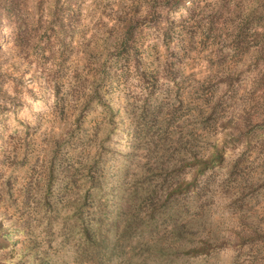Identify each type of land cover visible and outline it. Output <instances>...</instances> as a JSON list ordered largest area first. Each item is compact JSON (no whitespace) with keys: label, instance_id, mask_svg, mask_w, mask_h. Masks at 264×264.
<instances>
[{"label":"trees","instance_id":"obj_1","mask_svg":"<svg viewBox=\"0 0 264 264\" xmlns=\"http://www.w3.org/2000/svg\"><path fill=\"white\" fill-rule=\"evenodd\" d=\"M189 2L192 7H188ZM230 2L210 0L203 9L197 10L198 0H152L153 9H143L149 15L141 25L139 21L128 22V13L113 17L108 11L111 5L105 4L101 9L98 0H92L91 4L89 0H0V145L3 146L5 136L13 138L17 135L23 125L22 130L26 133L22 136L24 139L20 148L30 152L28 147L37 145L38 160L48 156L49 162L42 166L30 165L32 169L26 171L27 174L41 172L35 182V193L19 190V198H13L15 193L10 183L11 176L8 175L0 198H4L5 202L10 201L11 206L24 204L25 209L36 205L37 209L34 210H38L37 215L39 212H43L44 216L48 212L55 213L50 220V230L52 221L59 216L57 206L71 190L80 186V194L85 199L78 210V226L86 239L73 244L78 233L66 226L62 233L65 237L62 247L71 246L73 256L61 264H132L131 258L126 259L131 241L136 234H143L144 230L156 240L159 253L168 257L169 264H209L210 260L219 256L222 246L207 240L203 241L202 247L176 250L171 246L164 247L168 243V235H162L161 231H166L169 224L174 226L171 235L175 240L182 242V245H195V238L206 230V221L181 223L183 216L189 213L190 202L183 195L169 194L177 190L172 187V172L163 164L147 179L150 195L137 204L126 184L128 161L134 154H125L121 150L125 137H131L134 133L124 125L121 117L120 131L114 135L111 117L104 115V106H93L85 97L90 98L95 94V88L91 85L95 83L97 75H104L105 80L110 81L109 60L114 64L119 62L129 49L135 51L137 57L141 56L145 64L159 61L174 79L187 72L191 77L206 80L210 67L220 70L227 66L239 70L233 77L235 83H239L247 72L253 83L259 77L264 86V77H260L259 73L252 74L253 67L258 69L264 60V51L261 54L253 52L259 37L252 39V24L247 22L232 38L223 11ZM49 4L51 7L46 8ZM197 17L200 19L197 20ZM256 23H264V17L257 19ZM90 31L92 37L87 39L86 34ZM98 34H102L99 39ZM226 48L233 51L225 52ZM200 52L206 54L204 59L211 60L204 66L207 73L203 78L200 61L196 62ZM77 57L88 60L86 65H79ZM29 58L42 65L36 71L40 75L32 71L30 76L33 81L36 78L39 80L36 87L25 85L23 81V77L31 72L30 66L27 67L31 63ZM140 63L138 59L137 64ZM194 65L201 66L199 73L193 70ZM45 70L52 78L45 74ZM15 72L20 76H12ZM7 80L13 81L10 88L5 84ZM156 80L152 76L154 89L158 87ZM49 91L57 99L52 108L48 106ZM31 101L34 106L30 105ZM89 109L88 118L81 123L84 112ZM24 111L34 120V125L16 124L23 121ZM160 115L159 106L146 107L142 115V128L135 135L150 134L158 124ZM9 121L13 124L7 125ZM38 128L44 132L31 133ZM38 134L41 137L34 140H38V143H29L28 136ZM260 137H264V129L256 130L252 139ZM50 140L52 143L48 146ZM109 140H115L114 146L105 149L102 159L95 165ZM65 147L67 151L62 154L61 150ZM43 151L45 153L41 155ZM46 151L52 154L50 159ZM17 154L20 155L19 152ZM84 157H89L90 163L82 172L79 166ZM20 161L25 165L29 159L24 154ZM220 163L223 164L222 157ZM209 179L211 177L203 179L205 186ZM52 180L56 185L55 193L49 189ZM90 183L92 187L87 193L83 186ZM153 183L156 188H151ZM137 208L146 213L147 226L135 214ZM29 230L30 222L22 225L19 221L0 218V264L16 260L15 249L24 243L18 238L20 232L25 231L29 235ZM253 231L255 236L242 240L241 247L243 243L254 244L264 240L258 228L254 227ZM26 246L25 260H16V264H55L47 251L41 255L40 245L36 241ZM51 247L52 242L49 241ZM131 251L134 256H143L145 252L151 253L152 248L137 245ZM201 256L204 257L203 261L200 260Z\"/></svg>","mask_w":264,"mask_h":264},{"label":"clouds","instance_id":"obj_2","mask_svg":"<svg viewBox=\"0 0 264 264\" xmlns=\"http://www.w3.org/2000/svg\"><path fill=\"white\" fill-rule=\"evenodd\" d=\"M91 2L89 0V4ZM98 3L101 9L105 4H110L108 11L113 17L128 13V22L139 21L141 25L149 15L143 9H153L152 0H102V3L98 0ZM198 3L197 10H200L210 0H198ZM192 6L189 2L188 7ZM50 7V4L46 6ZM223 11L232 38H235L240 26L251 22L252 39L259 37L253 52L261 54L264 51V23L256 21L264 17V0H231ZM135 47L138 48V44ZM232 51V48L225 49V52ZM138 59L141 61L139 65ZM108 71L110 81H106L104 75H97L95 83L91 85L95 88V94L85 99L93 106H104V115L111 117L114 135L120 131L121 117L124 125L134 133L131 137L126 136L121 144L125 154H134L128 161L126 173L129 192L136 198L137 204L146 199L150 195L147 179L163 164L172 172V187L177 190L169 194L183 195L190 202L189 213L183 216L181 223L206 221V230H202L201 235L195 238V245H182V242L175 240L171 235L174 226L169 224L166 231H161L162 235H168V243L164 247L171 246L173 250L202 247L203 241L207 240L222 246L219 256L210 260L209 264H264V240L254 244L243 243L241 247L242 240L255 236L254 227L264 235V137L252 139L256 130L264 129V86L259 77L253 83L248 78L249 73L245 72L239 83H235L233 77L239 70L223 66L220 70L210 67V75L206 80L191 77L187 72L174 79L159 61L145 64L142 57H137L131 49L119 62L114 64L109 60ZM194 71L199 73L198 69ZM256 73L264 77V60L258 69L253 67L252 74ZM152 76L157 78L158 87L155 89ZM48 95V106L52 108L57 99L50 91ZM149 106H159L161 109L159 122L150 134L141 133L137 136L135 133L142 128V115ZM89 111L84 112L81 123L88 118ZM45 127L48 125L45 124ZM40 132L44 130L40 129ZM115 140L105 143L95 165L102 159L105 149L114 146ZM51 143L50 140L48 146ZM65 151L66 147L61 153ZM89 163L90 158L84 157L79 166L82 172ZM208 177L211 179L205 186L202 181ZM83 187L88 193L92 185L85 184ZM50 188L55 193L53 180ZM151 188H156V184L153 183ZM80 190V186L71 190L57 206L59 216L52 221L50 230V220L55 215L53 212H48L47 216L43 212L37 215L38 210H34L37 209L36 205L25 209L24 204H17L12 210L6 211L14 222L19 221L22 225L30 222V234L21 231L18 237L24 243L15 249L16 260H25L24 253L28 250L26 245L31 241L39 243L41 255L47 251L55 264L72 258L71 246L62 247L65 238L62 233L67 226L78 233L73 244L86 239L78 226V210L85 199ZM135 214L148 225L144 211L137 208ZM49 241L52 242L51 248ZM137 245L152 248V252L134 256L131 249ZM128 251L129 257L126 259L131 258L132 264H169L168 257L159 253L156 240L149 237L147 230L133 237ZM16 260H8L5 264H16ZM200 260L203 261L204 257L201 256Z\"/></svg>","mask_w":264,"mask_h":264},{"label":"rangeland","instance_id":"obj_3","mask_svg":"<svg viewBox=\"0 0 264 264\" xmlns=\"http://www.w3.org/2000/svg\"><path fill=\"white\" fill-rule=\"evenodd\" d=\"M92 32H88L86 34V37L87 39L91 38L92 37ZM99 35V36H98ZM97 35V38H101L102 37V34H98ZM96 37V36H95ZM197 52V51H195ZM194 52V54H195ZM47 55V53L45 54ZM200 55H201V59H200ZM200 55H197L196 57V62L197 60L200 61L199 65L201 66H193V70L194 69H199L201 67V78H203L205 76V74L207 73V70L205 69L204 66H206V64H208L209 62H211V60H206L204 59L203 56H205L206 54L205 53H201L200 52ZM83 56V55H81ZM78 59V57H77ZM28 61H31L30 64L27 65L30 66L28 67L31 72H29V74L25 75L23 77V81H24V84H28L29 86H33V87H36L39 85V80L36 78L35 81L31 80L30 76H31V73L32 71L34 72L35 75H40L38 72L39 70V67H40V63L38 64L34 58H29ZM79 62V65H82V66H85L87 61L86 59H78L76 60ZM46 63V62H45ZM42 66V65H41ZM66 66H67V63H66ZM37 69V70H36ZM45 74H47L48 77L52 78V75L48 74L45 70ZM12 76L14 77H19V73L15 72ZM31 80L30 82L28 80ZM13 83L12 80H7V82L5 83L6 85H8V87L10 88V84ZM75 85V84H74ZM24 90L26 89V87L23 88ZM34 91H36V88L34 89ZM30 105L34 106L33 105V101L30 102ZM25 115H23V121H21L20 123H16V124H29V125H34V120L27 116V111H24ZM22 116V115H21ZM8 119H11L8 117ZM12 121L14 119H11ZM7 125H11L13 124L11 121H9L8 123H6ZM21 128V131L17 134V135H14L13 138H9L7 136H5L3 138V146L0 145V194L2 193L4 187H5V183H6V179H7V176L10 175L11 176V180H10V183L12 185V191L13 193H15L13 195V198H19L18 195H19V190L21 191H26V192H33L35 193L36 192V187H35V182L39 179V175L41 172H32L31 174H27L26 171H29L31 170V166L30 165H37V166H42L43 164H48V156L46 159H43L40 158V160H38V150H36L37 148V145H33L30 146V148L28 147V149L30 150V152L28 150H26V148H20L23 143L21 142L22 139H24L22 136L24 133H26L25 131H23V125L22 127L20 126ZM20 130V129H19ZM37 131H40V129H36L33 130L31 133H35ZM53 132H54V128H53ZM39 137H41L39 134L37 136H33V135H30L28 136V139L30 140L29 143H38V140H39ZM35 139H38L37 141H34ZM17 146H19V148H16ZM40 147H38L39 149ZM42 150V149H40ZM19 152V156H18V153ZM27 152V154H26ZM23 153V155H22ZM45 153V151L42 152L41 155H43ZM24 154L26 155V157L29 159L28 163H26L25 165H22V162L20 160H22V157L24 156ZM46 154L49 155V159L51 158V153L49 151H46ZM15 155H17L15 157ZM32 179V180H30ZM28 186V188H27ZM7 203V207H5V204ZM18 203V202H17ZM14 208V206H11L10 205V201L8 202H5L4 198H0V218L1 217H6L7 220L9 221H12V217L7 215V212L6 211H9V210H12ZM190 264V263H188Z\"/></svg>","mask_w":264,"mask_h":264}]
</instances>
